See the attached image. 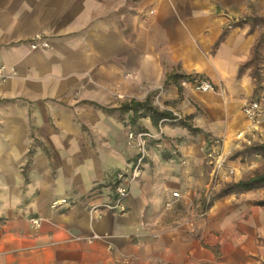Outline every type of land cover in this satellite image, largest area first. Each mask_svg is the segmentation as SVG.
Wrapping results in <instances>:
<instances>
[{
  "label": "crops",
  "instance_id": "obj_1",
  "mask_svg": "<svg viewBox=\"0 0 264 264\" xmlns=\"http://www.w3.org/2000/svg\"><path fill=\"white\" fill-rule=\"evenodd\" d=\"M250 14L264 0H0V264H264L254 187L216 200L198 235L175 208L206 186L212 141L264 144V103L258 129L243 112L258 96L248 64L261 31L238 22ZM37 34L50 46L31 47ZM147 98L196 130L133 124L122 105ZM137 128L153 135L148 155L126 211L111 210Z\"/></svg>",
  "mask_w": 264,
  "mask_h": 264
},
{
  "label": "rangeland",
  "instance_id": "obj_2",
  "mask_svg": "<svg viewBox=\"0 0 264 264\" xmlns=\"http://www.w3.org/2000/svg\"><path fill=\"white\" fill-rule=\"evenodd\" d=\"M238 22L250 23L252 30L259 29L261 31L254 56L248 64L254 76L256 91L260 95L264 90V16L250 14ZM217 140L212 141L205 152V164L208 171L206 186L198 190L183 192L182 197L177 199V205H175L181 215L180 221L189 225L195 235L199 234L201 225L216 200L222 197L235 198L236 195L240 196L236 194L241 189L237 186L238 182L248 181L255 176L264 174V160L257 157L256 147L258 145L255 144L254 138H252L251 143L245 140H238L235 149L231 151L223 148L222 141L219 140L217 142ZM218 162L221 163L219 167H217ZM240 163H246L248 166L244 170L243 177L238 179L237 173H240L238 168ZM231 169L233 172L229 171ZM244 194L256 206L264 207V185L254 187V189ZM171 206H173V203ZM259 238L263 240L264 234L260 235Z\"/></svg>",
  "mask_w": 264,
  "mask_h": 264
},
{
  "label": "built area",
  "instance_id": "obj_3",
  "mask_svg": "<svg viewBox=\"0 0 264 264\" xmlns=\"http://www.w3.org/2000/svg\"><path fill=\"white\" fill-rule=\"evenodd\" d=\"M38 46L42 47H49L50 43L43 37L41 34H37L34 39L31 41V47L35 48ZM5 67L2 65L0 66V81L4 82L7 78V74L4 72ZM191 84L195 86V88L200 89L204 92H209L215 89V86L212 82L208 80H192ZM187 82V81H186ZM263 103H264V90L261 92L260 95H258L253 100L249 101L247 104L243 107V112L247 119L251 123V128L258 129L259 123H260V116L263 112ZM174 117L173 118H166L159 122V130L162 131V124L164 122H180V120H183L182 114L178 112H173ZM153 138V135L149 131H136V130H130L128 133V140L129 144L137 149V161L131 165L129 169L125 170H119L116 172V179H115V197L114 199L106 203V207H108L111 210H116L120 212L126 211V199L129 197L130 194V187L131 183L138 178L141 170V166L143 162L145 161L147 155H148V143L149 140ZM252 138H254L253 134L246 135L244 132H239L237 134L238 140H245L248 143H251ZM219 140H217L218 142ZM212 155V153H210ZM221 166V163L218 162L217 167ZM230 172H233V170H229ZM173 196L178 198L180 197L179 191H174ZM65 201V200H62ZM58 202H55L54 205H56ZM168 206L171 205V203L167 204ZM32 222L35 225L40 224V218L35 217L32 218ZM97 237V236H94ZM161 264H171L169 262H162Z\"/></svg>",
  "mask_w": 264,
  "mask_h": 264
},
{
  "label": "trees",
  "instance_id": "obj_4",
  "mask_svg": "<svg viewBox=\"0 0 264 264\" xmlns=\"http://www.w3.org/2000/svg\"><path fill=\"white\" fill-rule=\"evenodd\" d=\"M182 77L180 75H172L170 78H179ZM191 77V76H190ZM121 110L123 111H133V116H131V122L133 124L136 123V120L138 117L144 116V115H149L150 118L152 119V122L155 125H158L159 122L163 119L166 118H173L174 114L171 111H166V110H159L157 107H155L150 98H147L145 101H136L132 100L130 103H125L122 105ZM180 123L188 126L192 131L196 130L193 126L188 124L186 121L180 120ZM136 131H147L145 128H137ZM257 151L261 152L264 154V144H260L256 147ZM260 185H264V174L255 176L251 178L248 181H240L238 182L237 186L238 188L241 189H251L253 187H257Z\"/></svg>",
  "mask_w": 264,
  "mask_h": 264
}]
</instances>
